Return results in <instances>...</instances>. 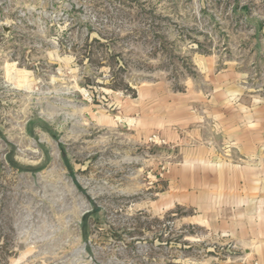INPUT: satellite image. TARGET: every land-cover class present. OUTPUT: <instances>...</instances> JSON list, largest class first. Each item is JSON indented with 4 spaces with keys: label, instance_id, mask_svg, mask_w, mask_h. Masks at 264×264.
Listing matches in <instances>:
<instances>
[{
    "label": "rangeland",
    "instance_id": "obj_1",
    "mask_svg": "<svg viewBox=\"0 0 264 264\" xmlns=\"http://www.w3.org/2000/svg\"><path fill=\"white\" fill-rule=\"evenodd\" d=\"M202 58L264 100V0H0V264H264L161 206L180 157L123 109Z\"/></svg>",
    "mask_w": 264,
    "mask_h": 264
},
{
    "label": "crops",
    "instance_id": "obj_2",
    "mask_svg": "<svg viewBox=\"0 0 264 264\" xmlns=\"http://www.w3.org/2000/svg\"><path fill=\"white\" fill-rule=\"evenodd\" d=\"M202 61L200 82L181 91L142 84L123 109L136 116L138 136L158 132L180 157L161 206L191 207L188 221L264 250V163L255 162L264 157V100L248 94L234 68Z\"/></svg>",
    "mask_w": 264,
    "mask_h": 264
},
{
    "label": "built area",
    "instance_id": "obj_3",
    "mask_svg": "<svg viewBox=\"0 0 264 264\" xmlns=\"http://www.w3.org/2000/svg\"><path fill=\"white\" fill-rule=\"evenodd\" d=\"M157 137H158V135L154 133L150 139H151V140H152V139L155 140Z\"/></svg>",
    "mask_w": 264,
    "mask_h": 264
}]
</instances>
